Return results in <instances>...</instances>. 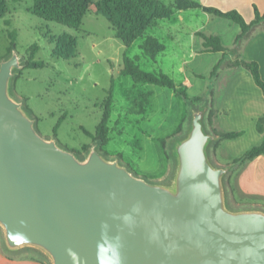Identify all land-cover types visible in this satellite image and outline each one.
I'll return each mask as SVG.
<instances>
[{"label": "water", "instance_id": "95a60500", "mask_svg": "<svg viewBox=\"0 0 264 264\" xmlns=\"http://www.w3.org/2000/svg\"><path fill=\"white\" fill-rule=\"evenodd\" d=\"M0 61V230L10 252L31 248L49 264H264V210L227 206L208 157L206 106L174 140L167 183L135 175L90 146L84 157L42 137L10 94L22 68Z\"/></svg>", "mask_w": 264, "mask_h": 264}, {"label": "rangeland", "instance_id": "374dc122", "mask_svg": "<svg viewBox=\"0 0 264 264\" xmlns=\"http://www.w3.org/2000/svg\"><path fill=\"white\" fill-rule=\"evenodd\" d=\"M1 1L0 61L7 53L8 33L13 30L16 35L15 50L21 63L27 57L28 47L34 42L39 45L34 58L46 63L42 68L16 69L20 71H14L9 86L10 94L21 101L23 107L25 97L21 94L30 97V106L38 118L35 128L42 137L55 138L60 147L82 152L84 157L95 143L92 144L91 138L82 129L94 131L100 120L102 100L112 84L109 140L102 149L106 153L99 152L108 159L119 160L135 175L146 176L150 182L167 183L175 168L171 146L175 139L186 132L192 110L205 105L203 123L207 132L214 137L207 149L209 160L216 167L230 166L223 176L227 206L232 210H264V199H244L243 192L235 182V167L230 160L225 162L228 156L233 157V138L227 140V149L221 147L224 148L221 154L212 145L217 136L212 130L210 101L212 107L220 110V118L225 120L228 130L233 131V70L223 67L215 78L211 77L210 71L222 54L218 57L214 53H194L197 42L184 30L179 38L169 37L166 27L176 20L175 14L160 19L158 26L147 28L143 36L125 47L113 36V30L103 15L95 16L89 12L83 17L81 28L75 30L39 17L32 10V0ZM172 2L161 0L165 6H171ZM183 16L186 26H198L207 33L218 32L225 38V47L233 48L231 36L238 25L231 20L209 14L203 16L192 8L185 11ZM63 32L72 33L77 39L78 53L68 60L53 56L52 43L48 42L49 36ZM150 32L165 46L155 60L144 56L139 48L144 36ZM197 45L200 46L199 43ZM124 54L128 57L138 56L141 69L147 72L162 71L173 79L177 87L185 89L188 97L200 96L204 101L201 102V98L195 102V106H191L187 99L176 97L169 88L134 82L130 76L120 73ZM183 60L189 62L185 66L186 72L179 69ZM211 91L212 96H209ZM58 121L54 136L53 128ZM82 147L87 151H83Z\"/></svg>", "mask_w": 264, "mask_h": 264}, {"label": "trees", "instance_id": "16d2710c", "mask_svg": "<svg viewBox=\"0 0 264 264\" xmlns=\"http://www.w3.org/2000/svg\"><path fill=\"white\" fill-rule=\"evenodd\" d=\"M1 1V0H0ZM19 1V0H14ZM3 2V1H1ZM201 8L204 12L210 15L225 18L235 22L240 27V33L236 36L234 46L232 49L225 47L222 43L219 35L214 33H207L204 31H196L195 35L199 37L201 49L200 52H221V58L215 63L210 71L211 77H216L221 68H246L251 72L253 80L257 86L261 88L264 93V81L261 79L259 73V65L256 61H247L239 57L236 46L240 44L244 36H246L251 29L257 24H262L264 27V13H260L256 6H254V19L246 21L243 15L236 9L222 10L214 6L200 5L192 0H175L171 6H165L161 3V0H32V10L39 17L44 20L54 21L60 23L69 28L79 30L82 26L83 17L93 11L97 15L105 16L109 26L113 30V36L119 39L125 47H129L134 40L144 35L145 30L150 26L157 23L158 20L170 16L173 9L184 8ZM0 17H2L0 15ZM8 36L10 38L7 47V53L1 59L7 58L11 51L16 48V35L13 30L9 31ZM48 38V37H46ZM48 42L52 43V55L58 58L70 59L77 55V39L69 32H63L59 35L49 36ZM139 48L144 56H148L155 60L156 56L163 52L165 49L164 44L156 37L152 35H146L143 41L140 43ZM39 50L37 43H32L28 47V54L26 59L22 62L23 68H42L46 63L42 60H36L34 58L35 53ZM138 56L128 57L123 55L122 66L120 73L130 76L134 82H144L154 84L160 87H166L173 91L176 97H182L187 99L191 106H195V102L201 100L200 96H187L185 89H181L176 86L173 79L162 71L159 72H147L140 68L138 62ZM21 70V69H20ZM20 70H16L18 73ZM198 77L202 75L196 74ZM15 76V75H14ZM212 96V91L209 93ZM204 101L202 98L201 102ZM24 108L35 119V125L38 120L37 116L33 113V110L28 106L23 98ZM113 103L112 84L108 88L106 96L101 103V116L100 120L95 126L93 132L86 129H82L83 132L88 135L92 144L95 143L98 151H103V146L107 144L108 137V121L111 112V106ZM212 107V102L210 101ZM59 121L53 128L54 136H56V129ZM256 126L259 131L263 133L262 141L259 145H255L248 150L244 151L237 157L231 158L230 162L235 167V170L242 168L249 160L254 157L264 154V118L260 117ZM213 133L217 136V139L213 141L214 148H218L219 144L224 139H231L238 137L242 134V131H217L212 128ZM83 151H87V148L82 147ZM81 149V150H82ZM83 157V153L77 150H72ZM148 179L146 176H142ZM244 194V193H243ZM244 199L255 200L259 197L249 196L244 194ZM242 197V196H241ZM242 200V199H241Z\"/></svg>", "mask_w": 264, "mask_h": 264}, {"label": "crops", "instance_id": "0c3cea01", "mask_svg": "<svg viewBox=\"0 0 264 264\" xmlns=\"http://www.w3.org/2000/svg\"><path fill=\"white\" fill-rule=\"evenodd\" d=\"M173 0L170 5L174 3ZM199 3L200 5L214 6L222 10L236 9L238 10L246 21H251L254 19V6L262 14L264 13V0H192ZM192 8V7H191ZM191 8L184 9H173L172 14H175L176 20L171 22L167 27L166 31L169 37L174 38L180 36L181 31H185L190 34L191 38L195 42L200 44V39L195 35L196 31H203L198 26L189 27L184 23L183 13L185 11L191 10ZM196 9L200 14H209L204 12L201 8ZM201 10V12L199 11ZM193 14H197L196 11H192ZM91 14L98 16L93 11ZM89 14V13H87ZM210 15V14H209ZM168 16L167 18H169ZM213 16V15H212ZM211 18V17H209ZM220 18V17H219ZM215 20V19H214ZM178 21V22H177ZM213 22V19H210ZM160 20L150 27H155L159 25ZM180 27L175 26L180 24ZM235 23V22H234ZM236 24V23H235ZM238 25V24H236ZM175 26V27H174ZM149 27V28H150ZM235 27V25H233ZM211 32V31H210ZM219 35L222 43H225L224 37L218 32H213ZM240 33V27L233 30L231 36V41L234 46V41L236 36ZM152 36H156L153 32H150ZM157 37V36H156ZM196 43V49L194 53L199 54H217L218 57L221 52H200V46ZM239 57L241 59L251 61L254 60L259 65V73L261 79L264 81V27L262 24H257L251 31L244 36L243 40L238 46H236ZM187 60H183L179 69L186 72L185 66L188 65ZM233 131H242V134L238 137L233 138V157H237L249 148L259 145L263 138V133L258 130L256 122L260 117L264 118V93L259 86H257L253 80L251 72L246 68H233ZM26 98L28 106H30V97L26 94H21ZM212 109V127L217 131L227 132L229 131L225 120H221L220 110H216L214 107ZM226 113L225 109H222ZM227 115V114H226ZM225 116V115H224ZM228 116V115H227ZM226 140V141H225ZM224 139L220 142L217 148L218 154H221V150L226 147L227 141ZM224 141V142H223ZM225 149V151H226ZM231 155V154H230ZM231 157H227L226 161H229ZM235 182L237 187L241 192L246 195L259 197L264 199V154L258 155L253 159L249 160L242 168H238L234 172ZM2 236L0 238V264H49L48 259L40 252L31 249L24 248L19 251L10 252L5 249Z\"/></svg>", "mask_w": 264, "mask_h": 264}]
</instances>
